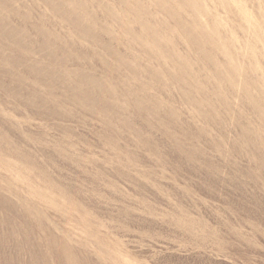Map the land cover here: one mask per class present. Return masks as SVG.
Here are the masks:
<instances>
[{
    "label": "rangeland",
    "instance_id": "1",
    "mask_svg": "<svg viewBox=\"0 0 264 264\" xmlns=\"http://www.w3.org/2000/svg\"><path fill=\"white\" fill-rule=\"evenodd\" d=\"M121 1L76 0L85 8L72 7L74 17L82 25H94L93 30L102 38L98 44L81 40L79 33L69 28L71 23H62L59 14L49 10L44 0H10L9 3L20 11L18 15L30 14L23 22L26 26L20 30L15 27L14 34L22 35V31H26L22 35L25 42L34 39L36 33L27 32V28L36 20L35 14L40 15L45 31L58 30L60 35L54 31L57 40L69 43L71 51L75 52L76 56L68 58L63 69L65 66L79 69L96 78L105 75L106 80L114 81L117 87V82L121 83L119 73L110 75L113 60L102 47V43L107 44L104 42L108 41L109 32L124 23L138 31L135 24L138 18L143 21L155 18L158 23L171 24V19L159 10V0H138L146 10L138 12L139 16H135V11L125 10ZM251 1L263 4L255 14V9H250V17L256 20L260 15L264 21V0H243V3L247 6ZM163 2L174 5L176 0ZM221 2L208 1L215 6L213 12L217 6L221 9ZM129 3L131 1H126ZM221 10V19H227L221 30L249 40L250 34L242 33L232 19L234 16L229 18L230 15ZM180 12L186 19V28L194 32L188 17L190 12L182 9ZM0 13L4 22L6 17L12 18L14 25L22 24V17H11L7 8ZM71 13L63 15H73ZM17 16L20 21L15 19ZM182 33L179 32V37L184 45H178L179 50L191 47ZM208 41L206 44L211 46ZM242 41L233 42L235 48L244 50L240 45ZM25 42L16 46L12 40L0 37V49L10 58L0 60L3 68L0 69V264H264V164L253 152V140L241 137L233 118H224L220 113L221 123H206L197 120L191 109L179 101L176 108L179 107L180 119L183 123L188 121V130L190 122L193 135L187 138L174 132L172 127L167 130L175 133L187 150L191 149L189 157L185 149L181 148V153L176 148L178 144L161 132L164 131L161 121L152 120L156 124L152 122L149 126L141 119L137 108L131 106L133 98L126 93L120 100L124 108L120 109L118 118V115L113 118L108 110L98 108L99 111L97 104L92 109L91 99L79 101L74 97L68 92L71 89L67 81L60 84L56 76L53 80L51 77L41 81V77L27 72L21 66L24 62L19 64L13 58L28 61L25 54L30 53L31 56H27L33 60L43 58L46 62L42 66H46L47 57H43L44 51L40 50L41 54L37 45L31 47ZM252 43L261 62L264 43L261 37L255 36L248 45ZM211 50L216 56L212 46ZM231 50H234L232 42ZM190 54L197 56L194 52ZM160 57L163 59L162 55ZM138 60V64L157 68L141 53ZM73 61L78 67L71 65ZM243 61L248 63L245 57ZM15 65L20 72L14 69ZM8 70L14 71L13 75L18 74L13 77ZM126 76L130 77L131 86L137 85V77L130 73ZM70 79V84L73 80L77 84L86 83L81 77ZM214 95V105L223 106V92L214 90ZM41 99L45 109L37 103ZM245 106L236 110L251 113L249 116L255 123L251 136L255 137L258 132L264 139V127ZM242 121L247 123V119ZM135 130L140 132L138 137ZM202 134L205 139H211L210 143ZM191 136L195 138L193 141ZM262 150L264 153V148ZM202 160L210 161V166L203 165Z\"/></svg>",
    "mask_w": 264,
    "mask_h": 264
},
{
    "label": "bare ground",
    "instance_id": "2",
    "mask_svg": "<svg viewBox=\"0 0 264 264\" xmlns=\"http://www.w3.org/2000/svg\"><path fill=\"white\" fill-rule=\"evenodd\" d=\"M9 1L10 0H0V12L3 9L7 8V11L9 10L10 12L9 15L11 14V17L12 15H18L17 13L20 11L19 10L17 11L16 10L17 8L15 9V7L13 8L12 7L13 4L11 5V2L9 3ZM44 1L49 10H52L54 13L59 14V18L63 21L62 23L64 22L68 24L71 23L69 28L73 29V32H78L80 35L77 34V36L80 37L81 40L87 41L88 43L92 42L93 44L97 42L98 43L102 42L100 40L102 39L100 35L93 30L94 25L84 26L80 23L78 18L76 19V17H74L75 13H73L72 7H78L84 9L85 8L84 5L82 7V5L79 2H76V0H44ZM126 1L128 0L121 1L123 3L122 7H124L125 10H129V12L135 11L136 12L135 16H139L138 12L142 11L144 13L146 11L144 5L140 3V1L133 0L135 2H132V0H129L131 1V4L130 3L126 4ZM208 1L209 0H176V3L174 5H167L166 3L163 2V0H159V4H157V6L162 14H166L168 16L167 18L171 19V24L169 23L167 25L166 24L164 25L163 21H159L158 23L155 20V18H149L150 20L147 18L148 20L146 21H143L142 19L138 18L135 19V24L138 26V31L137 29H133V27L130 24L124 23L123 25L119 24L121 25L119 26V29L109 32L108 41L104 42L107 44L102 43V47L105 49V52L107 55H109L110 59L113 60L112 67L110 70V75L114 73L115 74L119 73L118 79L119 82L121 83L117 82V87L115 86L116 83L114 81L110 82L109 80H106V77H104L105 75L96 78L94 75H90L86 71L82 72L79 69L72 70L70 68L68 69L66 66L63 69L66 60H68V58L69 59L74 58L73 55H75V52L71 51L69 47V43L63 44V42H60L61 40H57L56 38L57 36H55L54 31L59 35L60 33L58 32V30L52 31V29L47 25V24L50 25L52 20L50 21V23L46 24L47 25L46 28L49 27V30L51 29V31H48V29H46L48 31L46 32L45 29L43 28L45 27L43 26L44 23H41L42 18H39L40 15L35 14L36 20L29 26V28H27V32L34 31L36 33V36L34 39H29V41L27 40L28 42H25L24 39L25 37H23L22 35H25L26 31H22V35L17 33L14 34V31L16 30V28L20 30L21 28L26 26L25 24H23V22L28 18V16H30V14L27 12L26 14L21 16V14L19 13L18 16L22 17L21 20H23L22 24L14 25L12 24L14 22L11 23V21H13L12 18L10 19L5 17V22H4V18L0 13V37L8 38L12 40V42L16 44V46L17 45L22 46L24 42L25 44L27 43L31 45V47L37 45L39 47V51L40 50L44 51L43 57L44 56L47 57L45 58L47 59L46 66L45 65L42 66V63L46 62V61H42L43 58H41V61L38 59L33 60V57L32 58L29 57L30 53H27L29 54L28 56L27 54H25L26 56L25 58H28V61L25 60L21 61V59L19 58L18 59L13 58L14 62H17L19 64L21 62H24L23 65L21 66H24L27 72L33 73V75H35L37 78L41 77V81H44L45 79L51 77L53 80V76H56L58 79L61 80L60 84L61 83L64 84L67 81L66 85L69 89H71L68 92L71 91L72 95H74V97H76L79 101H83L85 98L91 99L92 109L96 108L95 105L97 104V109L101 108L102 111L108 110L109 113L113 115V118L115 117V115H118L117 116L118 118L120 114V109L124 108V106L122 105L123 101H120L121 96L122 95L124 96V93H126L127 96L129 95L128 97L133 98L131 100V104L134 105L131 106L137 108L139 115L141 116V119H144V122L149 126H152V122H153L152 120L161 121V126L163 127L164 130L161 132L162 133L164 132L163 134H165L167 139L169 138V140L171 139L178 144V145L176 144L177 145L176 148L179 151L181 150V148L185 149L184 153H186L189 157L192 154L190 152L191 149L187 150L184 147V145L181 144L183 143L181 140L180 143L178 142L179 141L178 139L180 138H176V136H174L175 133H171L167 130V127L168 129L169 127H172L175 129L174 132L181 133L183 136L187 138L190 137L191 134L193 135V133L190 132L193 127L192 126L190 128L191 126L190 122L189 124H187L189 125V130H188V128L186 127V123H188V121L186 122L187 119L183 120L186 123H183L181 121L182 118L180 117V112L178 111L179 107L176 108L177 105L179 104V101L185 104L187 108L189 107L191 109L197 120L199 119L206 123H211V124L221 123L222 122L221 120L223 119H220L219 115H221L220 113H223L224 118L226 117L227 119L230 118L234 119L233 123L239 126L241 137L248 136V139L253 140L252 142L255 145V149L253 152L255 153L256 157L259 158L260 161L263 162L264 164V153L262 150L264 148V139L260 138L258 132L255 137L251 136V132L255 131V129H253L252 127V125H255V123L250 118L251 113L240 112L239 110H236L240 106L246 105L248 108L247 110H249L250 108L253 111L252 113L256 116L257 121L264 127V56L263 57L261 56L263 59L260 62L259 57H257L256 54L258 50L255 48V45L253 43L251 45H248L250 38L254 36L261 37V41L264 43V21L262 18L263 16L261 17L259 15V17L257 16L256 20H254L250 17V14L252 13L249 11L250 9H255V12L253 13L255 14L258 10L261 9L260 5H262L263 3H261L262 1H258L257 3L251 1L247 6L245 3H243V0H222V2L220 3L221 9L225 10L224 12L225 15L226 14L230 15L229 18L231 16H234V18L232 19H234L237 22V27H239L242 33L250 34L249 40H246V39H238L239 37H237V35H235L233 32L230 33L228 32V34H226L224 31L221 30V26L227 23V19H224V17H222L223 20L221 19L222 10L220 9L219 6H217L218 9L216 10V12H213V7L215 6H213V4L211 3H208ZM89 3H90L89 5H91V2ZM99 6L102 7V4H100ZM181 9L182 11L186 10L188 13L190 12L188 17L192 21L191 23L195 29L194 32L191 29L186 28V19L183 18L184 14L180 12ZM147 10L151 11L152 9H147ZM68 11H72L73 15L70 14L66 16L63 15L65 12L66 14H68ZM111 12H113L112 9ZM233 13H237V16H235V14ZM18 16L15 19H18ZM19 19L18 21H20ZM258 21H259V26H258ZM4 25L6 28L4 27ZM55 27H53V29ZM99 29L102 30V28ZM162 30L163 33L161 34ZM103 31L106 32L107 29L104 28L102 32ZM179 32L181 33L183 32L182 34L184 39L188 41L191 47H185V50H181V49L179 50L177 48L178 45L179 46L184 45L183 41L179 37ZM61 38L62 37L59 36V39ZM206 40H209L208 42L211 44L212 49H214L217 52L216 56L212 53L211 46L206 44ZM238 40L239 41L243 40L240 45H242L241 48L243 47L244 50H239V48L238 49L235 48V44L233 42H237ZM231 42L234 45L233 52L231 50ZM261 49L264 51V46H262ZM2 51L4 52L5 50L0 49V53ZM133 51H135L137 54H135V52ZM3 52H2L3 57L1 55L0 60L5 61L10 59L4 56L6 52L5 53ZM191 52L196 53L197 56L196 57L193 56V54H190ZM42 53L43 52H41V54ZM140 53L141 55L143 54L145 56V60L147 59L149 63L153 62L154 65L157 66V68L154 67L152 68L151 65L149 66L146 64L143 65L138 64L137 61H140L138 60ZM238 53H240L241 55ZM160 55H162L163 59H161ZM244 57L248 59V63L243 61ZM216 61H218V63H216ZM73 62H71V65H74V68L78 67L77 62L75 61ZM14 64L15 63H13V65ZM13 65L11 66L13 67ZM16 66L17 65H15L14 69L15 70L17 69L18 72H20V70ZM0 69H1V63H0ZM1 70H3V68ZM125 70L127 71L126 74L130 73L133 77L138 78V80L136 81L137 85L135 84L131 86V84L128 82L130 77L128 78V76H126V74L124 73ZM8 71H9L8 72L9 75L10 74L13 75L12 73L14 71L12 73L10 72V70ZM201 71H205V74H202ZM18 72L15 74H18ZM123 73L125 75H123ZM230 74H232L233 76H231ZM75 76L77 78L81 77L83 80L85 79L88 85L86 83L81 84L80 81L78 84L74 83L76 80L75 81L73 80L71 84L68 83L71 80L70 78ZM56 77L54 79H56ZM49 81H51V79ZM118 84H121V86L118 87ZM62 87L63 89H66V86H62ZM214 90L223 92L224 94L225 103L221 107L215 106L213 103L215 100ZM152 91H154L155 93ZM201 93H204L205 96L201 95ZM34 94H32V96ZM41 95L44 96L42 93ZM106 98L109 100L105 101ZM37 103L41 104V106L43 105L44 107L43 99L39 100ZM51 103H53V100ZM46 108H48V106ZM162 108L165 109V111H162ZM98 110L100 111V109ZM52 112H55V110ZM134 112L136 111L134 110ZM134 116L137 117V114ZM150 118H154V119H150ZM242 119H247V123H244ZM110 121L111 118H109V124ZM158 121H156V123ZM125 123L127 124L126 120ZM259 123L257 124L259 125ZM141 125L142 127H145L143 126V124ZM221 127H223V125ZM237 130L239 131L238 128ZM200 131L204 133L205 130L201 129ZM261 131L263 132V130ZM135 134H137L138 137L140 132L137 130ZM194 134H196L195 130H194ZM192 138H194V136L193 137L191 136L190 139ZM245 139L247 140V138ZM205 140L207 142L208 139ZM210 140L211 139L208 140L209 143ZM208 144H206L205 146H207ZM192 159H194V157ZM204 159L205 158H203V160ZM204 161L202 162V164L204 163ZM208 162L207 163L205 162L203 165L206 164L210 166ZM205 166L204 168H206Z\"/></svg>",
    "mask_w": 264,
    "mask_h": 264
}]
</instances>
